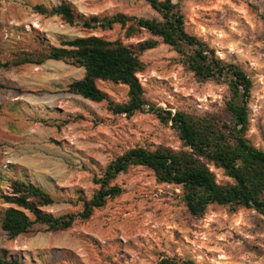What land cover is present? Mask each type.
Here are the masks:
<instances>
[{
	"label": "rangeland",
	"instance_id": "obj_1",
	"mask_svg": "<svg viewBox=\"0 0 264 264\" xmlns=\"http://www.w3.org/2000/svg\"><path fill=\"white\" fill-rule=\"evenodd\" d=\"M186 29L207 42L216 54L241 66L253 87L249 101L251 143L264 149V0H176ZM69 2L84 17L154 18L144 0H0V45L3 58L42 41L58 46L62 39L99 36L125 44L124 30H85L33 12L36 4ZM176 54L161 44L142 56L147 64L138 78L145 99L157 107L203 115L218 112L228 98L224 84L203 82L174 61ZM84 70L60 61L0 70V190L11 179L45 189L55 204L44 208L55 216L78 213L79 197L89 199L97 189L93 178L129 148L179 149L176 133L145 109L131 117L113 115L107 103H93L65 92ZM115 102L127 100V87L99 82ZM217 179H227L214 170ZM124 192L95 211L89 221L68 230L47 231L35 226L14 239L0 229V250L24 264H155L166 254L194 264H264V217L254 210L235 213L210 206L196 219L181 202V191L156 182L152 171L133 167L115 181ZM0 198V210L8 208Z\"/></svg>",
	"mask_w": 264,
	"mask_h": 264
},
{
	"label": "trees",
	"instance_id": "obj_2",
	"mask_svg": "<svg viewBox=\"0 0 264 264\" xmlns=\"http://www.w3.org/2000/svg\"><path fill=\"white\" fill-rule=\"evenodd\" d=\"M157 14L154 18L128 16L79 15L69 2L57 5L36 4L34 13L45 18L59 17L72 27L85 30H112L120 26L126 40L148 33L151 38L125 44L99 36L62 39L58 46L42 41L32 49H19L3 58L0 45V70L25 65L41 66L47 61H60L84 70L83 77L70 82L65 92L93 103H107L113 115L131 117L145 109L156 115L159 122L177 134L181 147L157 146L153 149L135 146L112 159L100 176L93 178L97 189L82 203L78 213L55 216L44 208L55 200L42 187L21 179H11L7 192L0 198L9 207L0 210V229L10 238L30 232L35 226L57 232L72 228L75 222L89 221L95 211L122 195L115 184L120 175L133 167L153 172L159 184L173 185L181 191V202L188 213L202 218L210 206L224 207L235 213L250 209L264 217V149L255 147L247 137L250 128L249 101L253 83L239 65L220 58L202 38L190 34L185 16L176 0H144ZM264 20V15L262 16ZM164 44L176 54L174 61L183 70L203 82L224 84L228 98L223 107L203 115L188 111L164 110L149 103L138 75L147 64L145 52ZM99 82H112L127 87V100L115 102L99 87ZM6 86L0 82V92ZM264 141V133L262 136ZM214 170L227 179L220 183ZM0 264H24L17 256L0 250ZM155 264H194L169 255H162Z\"/></svg>",
	"mask_w": 264,
	"mask_h": 264
}]
</instances>
